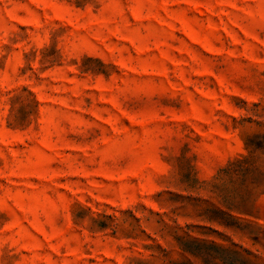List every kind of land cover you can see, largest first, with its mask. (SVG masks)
I'll return each mask as SVG.
<instances>
[{
	"label": "rangeland",
	"instance_id": "1",
	"mask_svg": "<svg viewBox=\"0 0 264 264\" xmlns=\"http://www.w3.org/2000/svg\"><path fill=\"white\" fill-rule=\"evenodd\" d=\"M176 235L264 264V0H0V264Z\"/></svg>",
	"mask_w": 264,
	"mask_h": 264
},
{
	"label": "trees",
	"instance_id": "2",
	"mask_svg": "<svg viewBox=\"0 0 264 264\" xmlns=\"http://www.w3.org/2000/svg\"><path fill=\"white\" fill-rule=\"evenodd\" d=\"M248 149L249 146L246 145ZM224 216L219 224L230 228L229 221L233 218L225 212H219ZM178 249L187 255L200 259L202 264H259L250 257L245 250L225 247L215 243H205L191 239L187 235H176L174 237Z\"/></svg>",
	"mask_w": 264,
	"mask_h": 264
}]
</instances>
